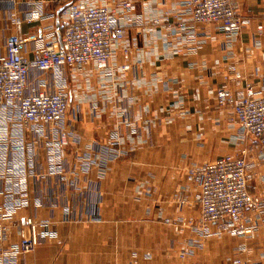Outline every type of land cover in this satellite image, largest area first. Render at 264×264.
I'll return each mask as SVG.
<instances>
[{"label":"crops","instance_id":"obj_1","mask_svg":"<svg viewBox=\"0 0 264 264\" xmlns=\"http://www.w3.org/2000/svg\"><path fill=\"white\" fill-rule=\"evenodd\" d=\"M68 1L0 0V58L12 35L25 40L27 57L59 40L60 9ZM81 1L105 6L124 38L104 69L30 72V91L58 80L67 94L68 145L51 158L57 135L45 126L21 128L14 109L0 111L4 243L19 242L26 217L38 236L15 264H264V216L252 235L200 234L192 226L199 217L194 188L185 179L188 168L252 143L231 111L217 106L216 93L225 88L241 98L250 85L264 94V0H233L250 19L238 34L228 38L214 24L198 25L194 40L178 28L188 19L182 0ZM126 1L131 8L121 6ZM124 46L134 51L125 70ZM251 172L248 190L264 199V162ZM39 222L52 236L40 234ZM186 244L193 251L181 260Z\"/></svg>","mask_w":264,"mask_h":264},{"label":"built area","instance_id":"obj_2","mask_svg":"<svg viewBox=\"0 0 264 264\" xmlns=\"http://www.w3.org/2000/svg\"><path fill=\"white\" fill-rule=\"evenodd\" d=\"M121 6L132 7L128 1ZM182 7L188 19L179 21L178 28L187 40L196 38L198 25L214 24L229 38L250 23L249 18L237 13L233 0H182ZM60 16L59 40L44 42L27 57L23 53L25 40L12 35L6 39L5 55L0 58V111L14 109L21 128L45 126L50 134L57 135L48 151L51 158L69 143V133L64 126L69 100L58 80L49 89L30 91V72L81 70L86 64L104 69L112 56L113 44L124 38V28L111 20L105 6H87L81 0L68 1L61 7ZM25 20L29 22L30 18ZM256 29L261 34L263 26L260 24ZM133 52L131 47L121 48L125 61L122 69L130 67L127 60ZM229 72L236 80L241 77L233 67ZM216 104L231 111L242 134L251 138L252 143L238 154H224L187 169L185 179L194 188L193 203L199 210L197 224L192 226L203 235H252L256 220L264 216V199L248 190L252 167L264 162V94H258L247 85L245 95L236 98L222 88L216 93ZM81 166L83 170L88 169V157H83ZM261 178L264 180V176ZM64 213L67 215V210ZM164 222L169 223V219ZM187 223L191 224L192 219ZM38 224L44 227L42 236H52L47 222ZM35 225L32 218H23L19 224V242L5 245L8 229L0 224V264H15L20 255L37 244ZM209 225L213 227L211 231ZM192 251V246L186 244L180 247L178 256L183 260Z\"/></svg>","mask_w":264,"mask_h":264}]
</instances>
